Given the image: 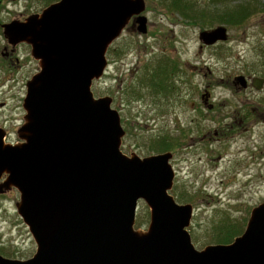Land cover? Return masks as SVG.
Returning <instances> with one entry per match:
<instances>
[{
  "label": "water",
  "instance_id": "water-1",
  "mask_svg": "<svg viewBox=\"0 0 264 264\" xmlns=\"http://www.w3.org/2000/svg\"><path fill=\"white\" fill-rule=\"evenodd\" d=\"M146 8L145 0H60L5 25L7 39L31 46L40 66L26 86L21 143L7 144L0 128V192H19L17 212L37 250L28 260L0 254V264H264V203L233 243L197 250L188 230L194 208L170 193L173 153L125 155L119 112L110 97L94 96L109 48L133 17L147 34ZM227 40L225 26L200 33L207 47ZM235 84L246 88L247 79ZM141 201L147 231L135 228Z\"/></svg>",
  "mask_w": 264,
  "mask_h": 264
},
{
  "label": "rangeland",
  "instance_id": "rangeland-1",
  "mask_svg": "<svg viewBox=\"0 0 264 264\" xmlns=\"http://www.w3.org/2000/svg\"><path fill=\"white\" fill-rule=\"evenodd\" d=\"M58 1L4 0L2 20L10 23L21 15L40 14ZM145 1L147 8L143 15L148 18V32L145 35L124 32L122 40L116 44L123 50L118 58L128 63L126 69L132 66L134 59L156 64L177 60V123L185 129L194 121V130H190L193 140H198L207 131L211 135L209 140L192 149L186 160L189 164H183L184 168L180 169L181 164L177 166V156L171 162L176 178L170 193L179 204L193 206L194 216L188 230L195 248L201 251L206 246L219 244L216 241H219L221 227L238 223L243 234L252 209L264 203V122L245 131L244 127L222 120L217 114H208L202 100L210 85L213 101L221 112H234L244 101L264 102V89L261 92L255 89L237 91L233 84L239 75L264 76V13L251 16L243 26L225 25L228 40L206 48L200 41V33L222 24L189 23L170 7L171 0ZM196 1L201 7L211 4L209 0ZM6 43L8 45L0 37V47ZM18 49L12 62L9 57L0 61H4L5 66L0 72V85L7 78H14L8 87H0V128L8 133L6 143L19 140L17 132L26 115L23 108L26 84L39 70L29 48L21 46ZM107 58L106 74L92 86L96 98L113 95L112 64L116 58L111 52ZM193 67L198 70L192 71ZM130 97L128 109L121 114L123 128L128 133L124 140L127 154H124L131 156L134 152L145 158L158 154L165 145L171 146L168 151L174 153V93L156 97L149 89H142L133 91ZM192 102L197 103L196 110L190 107ZM233 124L234 129L229 131ZM221 128L226 130V136L218 140L220 137L214 136V132ZM19 201L17 190L0 192V254L27 260L36 253V244L17 212ZM149 225L150 209L141 201L135 228L147 231Z\"/></svg>",
  "mask_w": 264,
  "mask_h": 264
},
{
  "label": "flooded vegetation",
  "instance_id": "flooded-vegetation-1",
  "mask_svg": "<svg viewBox=\"0 0 264 264\" xmlns=\"http://www.w3.org/2000/svg\"><path fill=\"white\" fill-rule=\"evenodd\" d=\"M4 2V0H0V37H2L3 41L8 42L5 45H2V47H0V61L6 60L7 57H9V59L11 60V62L14 60V52L18 51L21 46L22 47H28L30 50V55L32 56V48L31 46H29L26 43H18V44H12L6 37L5 35V25L9 24V23H5L4 20H2V15L4 12H2V10H4V6L2 5ZM38 13H31L29 16H19L18 18H16L15 20L13 19L10 23L18 21V22H24L27 18H29L32 15H35ZM138 27L139 24L137 23V17H133L129 24L127 25V27L125 28L124 32L127 31H131L133 34L138 33ZM123 36V35H122ZM122 36L117 39L113 45L110 47V52L114 53L116 60L113 61V74H112V85H111V89H114L113 91V95L112 97H110L112 99V108L117 110L120 114L121 117V121L123 123L122 120V112L124 113V110L128 109L129 107V100H130V93H132L133 91H139V90H145V89H149V91H151L152 95L156 96V97H160L162 96V93L157 91L155 92L154 89H174V106H175V135H174V146H175V150H174V156H177V166H180V164L182 165V167H180V169L184 168L183 164H189V162H187L186 160L188 159V156L190 155V153L192 152V149H194L196 146H198L199 144H203L204 142H206L207 140H209L211 138V135L209 133V131H207L206 133L202 134L201 137L198 140H193L192 136L190 135V130H194V128L192 127L193 124V120L187 124L186 126H188V128L184 129V126L177 123V60L174 61L173 63V71L170 73V80L168 81V87L166 88L164 84H162V82L164 81L161 77V75L158 73L157 68H158V62L156 63H150L151 61H146L143 62L141 59H134V62L132 63V66H130L129 69H126L128 66V63L124 60H119L118 55L121 54L123 52V50H119L117 45L119 41L122 40ZM217 46V45H215ZM215 46H211V47H215ZM206 48H208L207 46H204ZM2 48V50H1ZM201 49H203L201 47ZM7 52V53H6ZM32 58H34L32 56ZM35 59V58H34ZM36 60V59H35ZM16 64L19 63V58L16 57ZM37 61V60H36ZM4 62V61H3ZM0 62V72L2 73L5 69L4 63ZM38 62V61H37ZM39 65V62H38ZM3 69V71H1ZM146 69V72H144V70ZM192 71H196L198 70V67H193L191 69ZM40 72V66H39V70L32 76V78L38 74ZM15 76V73H13ZM241 76V75H239ZM246 79H247V87L243 88L240 85H236L235 82L233 81L234 84V88L238 91V90H244V91H248L251 89H255L257 90V88L255 86H253V84L255 83V79H259V81H257L258 84H261L260 89L261 90H257V91H263L264 89V76H245L243 75ZM31 78V79H32ZM30 79V80H31ZM14 80V78L12 79L11 77L7 78L1 85L0 87L2 88H6L8 87V84H12V81ZM262 80V81H260ZM28 83V82H27ZM27 86V84H26ZM211 86L208 85V87L205 89L206 95H202V100H203V105L206 108L208 114L209 113H213V114H217L218 117H222V120H230L232 121L234 124H237L240 128L244 127L245 131H249L252 130L253 127L260 125L261 123L264 122V102H261L260 100H258L257 102H249V101H244L242 103L239 104V107L237 110L233 111H229V112H224L217 107V104L214 103L213 101V94H212V90H211ZM141 92V91H140ZM172 93V94H173ZM179 95V94H178ZM125 98L127 100H125ZM132 99V98H131ZM205 99V100H204ZM134 101V100H133ZM190 107H192V109H197V103L192 102L190 104ZM219 109V110H218ZM216 112V113H214ZM234 124L231 125L229 127V131L234 129ZM185 126V127H186ZM3 128V127H2ZM177 128L179 130V134L177 135ZM4 129V128H3ZM126 131V130H125ZM6 132V138H5V142L8 139V133ZM212 132V131H210ZM226 130H224L223 128L216 130L214 132V136L216 137H220L218 138V140L221 139V137L226 136ZM127 131H126V135L125 137L122 139V146H121V151L123 153L125 152L126 146L124 144V140L127 136ZM191 141L192 143L189 144L188 142ZM21 140L19 139L18 141H16L15 143H7V144H11V145H17L20 144ZM166 148V146H164L163 148L159 149V153L158 154H162L165 152H170L168 150H164ZM190 151V152H189ZM127 154V153H126ZM125 154V155H126ZM134 154L131 153L130 155ZM157 155V154H154ZM191 156V155H190ZM7 178V176L5 175L2 178V182L5 181V179ZM1 184V182H0ZM16 190L15 188L9 190Z\"/></svg>",
  "mask_w": 264,
  "mask_h": 264
},
{
  "label": "trees",
  "instance_id": "trees-1",
  "mask_svg": "<svg viewBox=\"0 0 264 264\" xmlns=\"http://www.w3.org/2000/svg\"><path fill=\"white\" fill-rule=\"evenodd\" d=\"M56 0H48L49 3ZM211 4L199 6L196 0H171L170 7L177 10L189 23L210 24L220 23V26H243L247 20L256 13H264V1L260 0H209ZM110 53V52H109ZM170 60L158 63L157 71L163 80H166L165 87H168L170 73L173 71V64ZM178 69V67H177ZM163 95L172 94L174 89H154ZM164 150H170L171 146L165 145ZM241 227L238 223L221 227L219 233V244H231L236 237L241 235Z\"/></svg>",
  "mask_w": 264,
  "mask_h": 264
}]
</instances>
